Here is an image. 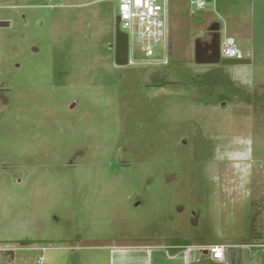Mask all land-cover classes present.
Here are the masks:
<instances>
[{
  "label": "rangeland",
  "instance_id": "rangeland-1",
  "mask_svg": "<svg viewBox=\"0 0 264 264\" xmlns=\"http://www.w3.org/2000/svg\"><path fill=\"white\" fill-rule=\"evenodd\" d=\"M117 12L112 0H0L10 264H107L103 245L238 239L253 215L264 234V0H170L164 65H115ZM213 22L249 63L195 62Z\"/></svg>",
  "mask_w": 264,
  "mask_h": 264
},
{
  "label": "crops",
  "instance_id": "crops-1",
  "mask_svg": "<svg viewBox=\"0 0 264 264\" xmlns=\"http://www.w3.org/2000/svg\"><path fill=\"white\" fill-rule=\"evenodd\" d=\"M179 237L149 242L117 243L98 248L106 251L107 264H264V245L260 243V239L252 237L249 231L245 237L238 239L229 236H202L193 240ZM176 240L187 243L179 244ZM210 245L223 246L222 259L211 256L208 250Z\"/></svg>",
  "mask_w": 264,
  "mask_h": 264
},
{
  "label": "built area",
  "instance_id": "built-area-1",
  "mask_svg": "<svg viewBox=\"0 0 264 264\" xmlns=\"http://www.w3.org/2000/svg\"><path fill=\"white\" fill-rule=\"evenodd\" d=\"M117 2V15L119 16V29L128 36V62L127 66L154 65L168 63L169 23H170V0H112ZM197 8H202L205 0L191 1ZM134 40V42H133ZM165 42L163 54H155V46ZM137 45L143 57H137L133 50ZM220 58L242 59L241 49L235 42L234 37L220 36ZM21 248V247H18ZM16 248L0 245V264H10L9 251ZM208 250L211 256L222 259L223 246L210 245Z\"/></svg>",
  "mask_w": 264,
  "mask_h": 264
},
{
  "label": "water",
  "instance_id": "water-1",
  "mask_svg": "<svg viewBox=\"0 0 264 264\" xmlns=\"http://www.w3.org/2000/svg\"><path fill=\"white\" fill-rule=\"evenodd\" d=\"M213 0H205L206 3H210ZM5 25L4 22H0V26ZM220 29V24L218 22H213L208 27V31L211 32L213 36L212 45L207 47L203 41V38H196L194 42V60L198 64H217L221 63L223 65H237L249 63L248 59H228L220 58L219 53V38L220 34L218 30ZM114 63L117 66H126L128 62V36L125 32L119 29V16L116 15L114 19ZM206 253V250H204Z\"/></svg>",
  "mask_w": 264,
  "mask_h": 264
},
{
  "label": "trees",
  "instance_id": "trees-1",
  "mask_svg": "<svg viewBox=\"0 0 264 264\" xmlns=\"http://www.w3.org/2000/svg\"><path fill=\"white\" fill-rule=\"evenodd\" d=\"M262 206H264V201H262ZM249 234L254 237L256 240L260 239V243L264 244V234H261L259 232V230L256 229V226H255V215H253L252 217V221H251V224L249 226ZM177 243L179 244H186L187 242L183 241V240H176ZM26 243H29L28 240H25L22 242V244H26ZM9 255H10V259L13 258V252L12 251H9Z\"/></svg>",
  "mask_w": 264,
  "mask_h": 264
},
{
  "label": "flooded vegetation",
  "instance_id": "flooded-vegetation-1",
  "mask_svg": "<svg viewBox=\"0 0 264 264\" xmlns=\"http://www.w3.org/2000/svg\"><path fill=\"white\" fill-rule=\"evenodd\" d=\"M4 23H5V25L7 26V25L10 24V21H5ZM218 33L220 34L219 30H218ZM212 39H213V36L211 35V32L208 31V32H207V37L205 38V40L203 41V43H204L207 47H209V46L212 45ZM219 40H220V38H219ZM193 214H194V212H193Z\"/></svg>",
  "mask_w": 264,
  "mask_h": 264
},
{
  "label": "clouds",
  "instance_id": "clouds-1",
  "mask_svg": "<svg viewBox=\"0 0 264 264\" xmlns=\"http://www.w3.org/2000/svg\"><path fill=\"white\" fill-rule=\"evenodd\" d=\"M221 36V35H220Z\"/></svg>",
  "mask_w": 264,
  "mask_h": 264
}]
</instances>
